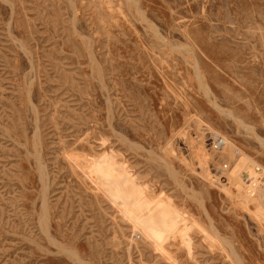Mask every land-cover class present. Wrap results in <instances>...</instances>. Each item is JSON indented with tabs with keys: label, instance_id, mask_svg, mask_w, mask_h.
I'll use <instances>...</instances> for the list:
<instances>
[{
	"label": "rangeland",
	"instance_id": "obj_1",
	"mask_svg": "<svg viewBox=\"0 0 264 264\" xmlns=\"http://www.w3.org/2000/svg\"><path fill=\"white\" fill-rule=\"evenodd\" d=\"M262 176L264 0H0V264H264Z\"/></svg>",
	"mask_w": 264,
	"mask_h": 264
},
{
	"label": "built area",
	"instance_id": "obj_2",
	"mask_svg": "<svg viewBox=\"0 0 264 264\" xmlns=\"http://www.w3.org/2000/svg\"><path fill=\"white\" fill-rule=\"evenodd\" d=\"M222 143H223L222 139L216 140L215 143H214L215 148H218L219 146H221ZM261 184L264 186V176H262Z\"/></svg>",
	"mask_w": 264,
	"mask_h": 264
},
{
	"label": "bare ground",
	"instance_id": "obj_3",
	"mask_svg": "<svg viewBox=\"0 0 264 264\" xmlns=\"http://www.w3.org/2000/svg\"><path fill=\"white\" fill-rule=\"evenodd\" d=\"M35 146V145H34ZM44 184V183H43ZM44 216V215H43Z\"/></svg>",
	"mask_w": 264,
	"mask_h": 264
}]
</instances>
